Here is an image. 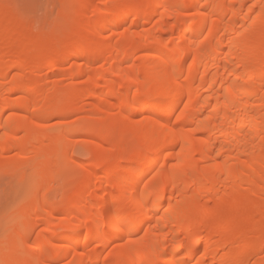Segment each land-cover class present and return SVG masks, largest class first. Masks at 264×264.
<instances>
[{
	"label": "bare ground",
	"instance_id": "6f19581e",
	"mask_svg": "<svg viewBox=\"0 0 264 264\" xmlns=\"http://www.w3.org/2000/svg\"><path fill=\"white\" fill-rule=\"evenodd\" d=\"M100 3L102 9L89 15L90 0L77 2L73 24L80 27L73 35L33 29L25 34L24 19L0 21L20 30L12 42L0 43V170L20 165L29 146L32 158L43 161L31 195L38 200L32 216L45 215L43 228L19 257L34 254L35 264L71 255V263L64 264H264V211L253 218L243 193L264 194V0ZM70 24L64 20L56 28ZM140 25L147 28L138 37L133 29ZM6 28L0 39L10 35ZM108 31L114 37H105ZM61 50L67 51L58 60ZM43 55L46 64L28 75ZM10 56L17 60H7ZM12 70L17 72L7 80ZM41 74L45 79L38 81ZM69 77L70 97L58 106L60 85ZM92 97L96 104L79 132L78 127L39 130L48 110L67 117ZM97 116L101 120L89 127ZM82 130L106 141L104 148L98 142L84 147L100 167L74 158L70 144ZM131 140L137 142L136 155L127 164ZM13 150L20 154L12 160ZM66 159L68 175L88 167L101 174L87 171L80 184L67 183L55 201L54 170ZM239 220L261 229L250 238ZM92 245L94 251L87 252Z\"/></svg>",
	"mask_w": 264,
	"mask_h": 264
},
{
	"label": "rangeland",
	"instance_id": "374dc122",
	"mask_svg": "<svg viewBox=\"0 0 264 264\" xmlns=\"http://www.w3.org/2000/svg\"><path fill=\"white\" fill-rule=\"evenodd\" d=\"M2 3H4V7L0 8V21L7 19L9 16L16 17L17 19H24L28 24V29L24 31L25 34H28L31 32V30H39L42 35L46 34H59V35H73L75 34L78 29V24H73V21L78 16V5L77 2L80 0H0ZM108 3L111 0H106ZM91 2V8L89 11V15L95 14L98 10L102 9L104 4L100 3V0H90ZM64 20H68L71 22L70 25L66 27L56 28V24L58 25L59 22H62ZM131 23V20L129 21ZM145 25V24H144ZM144 25H140L139 29L135 28L133 29V32H135L136 36H140L143 31H145V28H147ZM5 27L7 30H9L10 35H7L5 38L0 39V43H9L12 42L13 36H15L17 33L20 32L19 29L14 28L12 25L7 26H0V31L4 30ZM129 27V26H128ZM127 27V28H128ZM179 27V29H181ZM124 29L122 30V32ZM138 31V33H136ZM13 33V34H12ZM115 34L113 31H108L105 33V37L108 36L110 38L114 37L112 36ZM144 33V32H143ZM176 33V32H175ZM171 35V34H170ZM170 35H165V42H169L171 39ZM177 35V33H176ZM112 36V37H111ZM143 36V34L141 35ZM140 36V37H141ZM191 37V34L189 35ZM139 39V38H138ZM14 47V46H13ZM38 46L36 44H33L30 49L35 50ZM44 52H47L50 49V45H44L43 46ZM96 47V46H94ZM17 48V46L15 47ZM8 49V48H7ZM9 52V50H7ZM67 50H61L57 56L58 60H61L66 53ZM145 51H140L138 54H143ZM100 55V54H98ZM13 59V60H12ZM7 60H17V58L10 56ZM47 62V57L43 55L38 61L32 63L35 64V67L33 65V69H27L26 73L29 75L30 71L34 70L37 66H44ZM189 61L186 62L184 65V69L186 70V65ZM38 64V65H37ZM37 65V66H36ZM96 70L95 72L98 73L101 68V64L97 63L95 66ZM16 70L10 71V74L8 76L9 80L13 77V75L16 73ZM29 72V73H28ZM43 74L46 73V70L42 72ZM41 74L40 77L37 78L38 81H42L45 79V77ZM42 79V80H39ZM72 83V78H68L67 80H64L60 85V90L62 91L59 99L58 106H61L64 101L68 100L70 97L65 91L70 87ZM97 92V89H96ZM21 97L20 94L15 96V98ZM151 102V100H150ZM154 101L152 100L151 103ZM96 104V100L92 97L89 101L86 102V104L80 106L79 110L77 112L72 113L71 115L67 117H59L57 115H50L51 111L48 110L46 114L44 115L40 123H42L40 127V131H52V130H68L71 128L78 127L79 132V126L83 125L84 122L87 120V116L91 115V111L93 110L94 106ZM165 108V106L163 105ZM162 107V108H163ZM180 112V109H176L173 113V115L170 117L171 121L175 124L177 116ZM146 113L149 115L151 114V111H146ZM145 113V114H146ZM101 120L100 116L94 117V119L90 120V126L95 125ZM43 121V122H42ZM177 123V122H176ZM172 124V123H171ZM83 127V126H82ZM192 126H187V128H190ZM82 129V128H80ZM81 131V130H80ZM63 132V131H62ZM77 135H74L73 142L70 144L71 146H75L74 148V158L77 162L86 164V165H98L99 167L102 165L101 161L97 160L96 158L90 156L87 154L85 150V146L89 145L91 143H97L104 148L106 147V141L100 140L98 138L97 134L89 133V132H80L75 133ZM22 136L24 133L21 134ZM124 138L128 139V135L124 136ZM131 146L127 150L128 154V163L129 160L132 161L135 158V149L137 147V142L131 140ZM62 143H65V140L61 141ZM101 142V143H99ZM100 146V147H101ZM27 155H25V158L22 159V163L18 166H11L10 170L4 171L0 170V264H35V256L34 254H29L25 257H19V250H27L30 249L33 243L35 242L36 236L38 231L42 229L43 227V218L44 214H40V218L35 219L34 215L32 216L33 212L37 209L38 200L37 199H31L32 192L34 191L33 187V181H34V174H36V171L38 169V166L43 162L40 160V162H36L35 159L32 158V146H29L26 148ZM153 152L151 156L154 154ZM20 150H13L10 155L9 159H17L19 158ZM116 153L113 157H115ZM68 164V160L62 163V168L54 170V177H53V184H52V199L55 201H60L62 195L65 191V186L67 183L71 184H80L83 179L85 178V174H87V171H92L93 176H99L101 174L100 170H92V168H86V170H78V174H69L64 170L66 165ZM1 167V169H2ZM91 167V166H90ZM95 172V173H94ZM77 175V177L75 176ZM152 174L150 173L149 176ZM73 177V178H72ZM75 177V178H74ZM94 178V177H93ZM70 179V180H69ZM70 181V182H69ZM74 182V183H73ZM106 182V181H105ZM103 182L101 185L106 186L108 183ZM40 187L37 188L38 194H42L43 190L45 188V185L42 183L39 185ZM246 195V198L251 202L253 208H252V214H255L253 218L258 219L257 216V210L264 211V194L260 197L253 195V189L252 190H245L243 192ZM92 192H89L87 195V199L89 200L91 198ZM111 196H108V200L111 199ZM202 205H206L205 201H202ZM228 204V203H227ZM207 205L210 206V208H215V203H208ZM206 205V206H207ZM60 215H56L58 218ZM231 214L227 213L224 217L230 218ZM106 218V217H105ZM264 221V219H262ZM262 221V222H263ZM33 223H38V226L35 230H30V226ZM264 223V222H263ZM237 226L241 229L246 230L249 233V237L253 238L254 232L257 229H261L260 225L254 221H242L239 220L236 222ZM85 226L82 233L85 232ZM38 230V231H37ZM23 231V235L19 236L17 235V232ZM200 233L205 235V231L201 230ZM49 236V234H47ZM45 241L48 240V237L44 239ZM44 241V242H45ZM95 245V244H94ZM94 245L90 246L88 248L87 252H93L92 248L95 247ZM92 247V248H91ZM110 249L107 251L106 255H110ZM109 253V254H108ZM260 257H264V251L260 255ZM72 258V259H71ZM73 255H71L67 261L62 260H53L50 262V264H64V263H71V260H73ZM70 259V260H69Z\"/></svg>",
	"mask_w": 264,
	"mask_h": 264
},
{
	"label": "snow or ice",
	"instance_id": "6c2138e0",
	"mask_svg": "<svg viewBox=\"0 0 264 264\" xmlns=\"http://www.w3.org/2000/svg\"><path fill=\"white\" fill-rule=\"evenodd\" d=\"M145 187H147V185L145 186ZM146 194V193H145ZM141 203H143V200L141 199Z\"/></svg>",
	"mask_w": 264,
	"mask_h": 264
}]
</instances>
